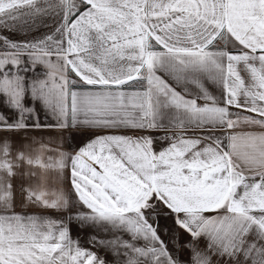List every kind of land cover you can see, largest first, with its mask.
<instances>
[{
    "label": "snow or ice",
    "instance_id": "obj_1",
    "mask_svg": "<svg viewBox=\"0 0 264 264\" xmlns=\"http://www.w3.org/2000/svg\"><path fill=\"white\" fill-rule=\"evenodd\" d=\"M0 264H264V0H0Z\"/></svg>",
    "mask_w": 264,
    "mask_h": 264
},
{
    "label": "crops",
    "instance_id": "obj_2",
    "mask_svg": "<svg viewBox=\"0 0 264 264\" xmlns=\"http://www.w3.org/2000/svg\"><path fill=\"white\" fill-rule=\"evenodd\" d=\"M36 35L35 32L32 33H28L27 36L24 35H20L18 32H13L9 34V39H15V40H21V39H25V38H32ZM41 119H46V117L42 116ZM44 135H57L56 133H44ZM66 137V143H65V147H67L69 150H71L70 148V139L72 141H74V139H76L75 142V147L79 146L80 144H82L84 141L80 138L82 134H78V133H74V132H66L64 134H62Z\"/></svg>",
    "mask_w": 264,
    "mask_h": 264
},
{
    "label": "rangeland",
    "instance_id": "obj_3",
    "mask_svg": "<svg viewBox=\"0 0 264 264\" xmlns=\"http://www.w3.org/2000/svg\"><path fill=\"white\" fill-rule=\"evenodd\" d=\"M74 141H76V139H74ZM74 141H72V140L70 139V148L75 147V142H74ZM88 231H90V229H89ZM73 235H74V236L77 235L75 229H74V231H73ZM79 235H80L81 242L83 243L84 240L86 239L87 233H86V232H81Z\"/></svg>",
    "mask_w": 264,
    "mask_h": 264
}]
</instances>
